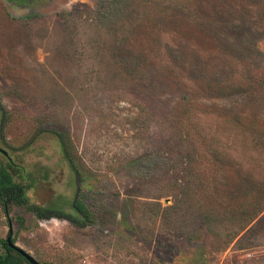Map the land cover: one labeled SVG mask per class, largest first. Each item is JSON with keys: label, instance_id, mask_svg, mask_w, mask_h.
I'll list each match as a JSON object with an SVG mask.
<instances>
[{"label": "rangeland", "instance_id": "1", "mask_svg": "<svg viewBox=\"0 0 264 264\" xmlns=\"http://www.w3.org/2000/svg\"><path fill=\"white\" fill-rule=\"evenodd\" d=\"M0 147L44 264H264V0H0Z\"/></svg>", "mask_w": 264, "mask_h": 264}, {"label": "trees", "instance_id": "2", "mask_svg": "<svg viewBox=\"0 0 264 264\" xmlns=\"http://www.w3.org/2000/svg\"><path fill=\"white\" fill-rule=\"evenodd\" d=\"M19 168L16 163L9 160L7 163L0 162V203L3 205L5 212H9L11 206L15 205L18 210L16 211V219L18 224L23 226L25 223V213H30L36 218L57 217L66 219L76 226H83L86 224H94L95 220L92 218L95 211L86 204V197L84 193H80L82 200L75 203L74 208L79 213V216L74 217L69 213L61 210H52L48 207L32 203L27 195V190L30 185L23 183L21 176L18 175ZM219 203L221 205L222 201ZM206 216V215H205ZM256 215H251L249 220L255 218ZM15 242V239L12 238ZM39 261V260H38ZM40 262V261H39ZM44 264L43 262H40ZM0 264H31L16 250L9 247L5 239H0Z\"/></svg>", "mask_w": 264, "mask_h": 264}, {"label": "water", "instance_id": "3", "mask_svg": "<svg viewBox=\"0 0 264 264\" xmlns=\"http://www.w3.org/2000/svg\"><path fill=\"white\" fill-rule=\"evenodd\" d=\"M0 151L8 155L7 151L0 147ZM6 244L11 247L12 249L16 250L18 253H20L27 261H29L31 264H41L37 259H35L32 255H30L28 252H26L24 249L16 245L12 241V223L10 220H8V233L5 237Z\"/></svg>", "mask_w": 264, "mask_h": 264}, {"label": "built area", "instance_id": "4", "mask_svg": "<svg viewBox=\"0 0 264 264\" xmlns=\"http://www.w3.org/2000/svg\"><path fill=\"white\" fill-rule=\"evenodd\" d=\"M72 264H94V263H92L87 256L83 255L78 257L75 261H73Z\"/></svg>", "mask_w": 264, "mask_h": 264}]
</instances>
